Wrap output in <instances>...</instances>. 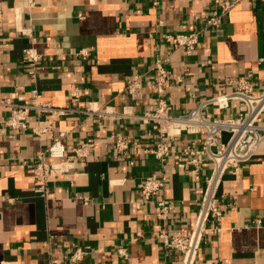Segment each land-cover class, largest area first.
Instances as JSON below:
<instances>
[{
    "label": "crops",
    "instance_id": "0c3cea01",
    "mask_svg": "<svg viewBox=\"0 0 264 264\" xmlns=\"http://www.w3.org/2000/svg\"><path fill=\"white\" fill-rule=\"evenodd\" d=\"M216 1L38 0L29 7L26 0H0V98H28L37 89L42 102L71 110L62 116L30 112L24 132L7 129L8 114L0 110V264H67L77 246L90 248L82 264H181V255L155 234L192 228L211 165L198 175L174 158L160 166L143 153L153 143L150 128L117 115L155 109L158 59L181 78L165 85L176 114L230 91L229 82L241 77L250 75L264 88V0H242L210 28L211 14H222ZM188 33L200 34L191 55L163 38ZM31 48L41 56L35 70L23 61ZM135 76L142 87L129 95L126 86ZM90 109L115 116H88ZM237 113L234 104L225 116ZM60 132H68L67 148L88 141L96 149L86 163L51 178L44 195L32 170ZM114 134L138 144L129 150L133 166L115 152ZM190 139L178 138L175 146ZM153 175L169 179L159 196L174 207L166 222L157 220L154 203L144 202L138 189ZM219 194L222 231L205 240L196 264H264V145L235 176L224 177ZM122 249L126 258L118 255Z\"/></svg>",
    "mask_w": 264,
    "mask_h": 264
},
{
    "label": "built area",
    "instance_id": "2783aa9c",
    "mask_svg": "<svg viewBox=\"0 0 264 264\" xmlns=\"http://www.w3.org/2000/svg\"><path fill=\"white\" fill-rule=\"evenodd\" d=\"M29 7L35 6L38 0H26ZM242 0H217L222 14L213 12L206 22L210 28H218L221 16L237 6ZM158 0H155V4ZM165 42L175 45L186 55H191L200 41L199 33L174 34L163 36ZM86 58L84 51L78 53ZM41 56L31 48L26 51L23 61L35 70ZM165 60L158 59L152 72L154 80L152 87L156 95V107L135 115L132 111H123L117 117L124 120H138L150 128L153 139L150 146H144L143 153L153 157L162 167L167 166L174 158L184 166L192 169L195 175L200 174L206 164L211 165V173L205 178L195 222L189 230L161 229L155 234L165 249L173 250L181 255V264H196L202 244L210 236L222 231L221 220L224 216L221 207L222 195L220 186L226 175L235 176L245 164L252 162L261 146L264 145V88L257 89L252 77L245 76L229 82L231 90L220 92L216 96L200 102L189 112L176 114L165 98V85L170 80L181 82V78L167 71ZM141 77L135 76L128 81L126 93L135 95L141 89ZM78 99L79 96H75ZM37 89L28 98L12 94L8 98H0V110L8 114L5 122L7 129L12 131H27V118L30 112L37 115L62 116L71 112L68 108L54 107L42 102ZM234 104H238L235 116H225ZM219 112L215 115L211 112ZM88 116H115L112 113L90 109ZM36 134V130H33ZM68 132H60L44 153H40L33 167V179L37 192L46 194L49 180L66 175L75 170L77 164H84L93 155L96 147L92 142H81L72 148H67L63 139ZM189 136L192 139L182 147L175 146L176 139ZM194 137L201 138L197 144ZM112 143L117 154L125 157L133 166L129 150L137 146L122 134H114ZM27 162H24L26 165ZM167 176H149L138 184L142 200L154 203V212L158 221L166 222L173 212V204L159 196L168 183ZM256 225L259 222H254ZM90 253V248L77 246L68 256L67 264H82ZM119 257L126 258L124 249L118 250Z\"/></svg>",
    "mask_w": 264,
    "mask_h": 264
}]
</instances>
